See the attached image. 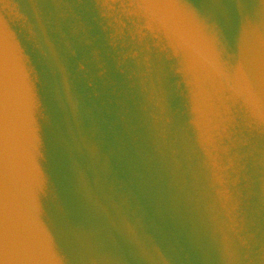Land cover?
Listing matches in <instances>:
<instances>
[{
    "label": "water",
    "instance_id": "1",
    "mask_svg": "<svg viewBox=\"0 0 264 264\" xmlns=\"http://www.w3.org/2000/svg\"><path fill=\"white\" fill-rule=\"evenodd\" d=\"M0 264H264V0H0Z\"/></svg>",
    "mask_w": 264,
    "mask_h": 264
},
{
    "label": "snow or ice",
    "instance_id": "2",
    "mask_svg": "<svg viewBox=\"0 0 264 264\" xmlns=\"http://www.w3.org/2000/svg\"><path fill=\"white\" fill-rule=\"evenodd\" d=\"M3 93H4V79L2 72H0V101H2ZM5 246L10 247L16 253L18 251L17 245L10 240V235L5 234L2 221H0V250H3ZM16 264H22V262L17 261Z\"/></svg>",
    "mask_w": 264,
    "mask_h": 264
}]
</instances>
